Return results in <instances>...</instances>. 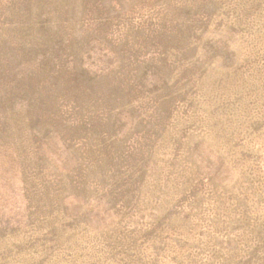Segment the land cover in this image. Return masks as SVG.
I'll use <instances>...</instances> for the list:
<instances>
[{
  "label": "rangeland",
  "instance_id": "374dc122",
  "mask_svg": "<svg viewBox=\"0 0 264 264\" xmlns=\"http://www.w3.org/2000/svg\"><path fill=\"white\" fill-rule=\"evenodd\" d=\"M0 264H264V0H0Z\"/></svg>",
  "mask_w": 264,
  "mask_h": 264
}]
</instances>
